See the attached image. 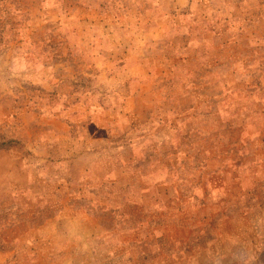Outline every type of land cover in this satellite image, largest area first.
<instances>
[{
    "label": "rangeland",
    "instance_id": "obj_1",
    "mask_svg": "<svg viewBox=\"0 0 264 264\" xmlns=\"http://www.w3.org/2000/svg\"><path fill=\"white\" fill-rule=\"evenodd\" d=\"M136 64L169 75L158 95L187 116L163 145L140 94V190L85 173L93 135H127L94 127L129 93L106 77ZM218 96L216 139L198 111ZM254 96L264 0H0V264H264V149L233 156L223 122Z\"/></svg>",
    "mask_w": 264,
    "mask_h": 264
},
{
    "label": "crops",
    "instance_id": "obj_2",
    "mask_svg": "<svg viewBox=\"0 0 264 264\" xmlns=\"http://www.w3.org/2000/svg\"><path fill=\"white\" fill-rule=\"evenodd\" d=\"M231 17L232 15L228 17L229 21L231 20ZM253 30L257 31L258 28H255ZM98 65L96 67H98ZM229 68L234 69V67L232 66H230ZM142 71H144V69L140 67L139 64H136L133 65L132 69H121L114 75L107 76L105 74L107 76L106 78H113L117 81V87L130 86L129 93L122 94L120 96L119 100L121 102V108H103L101 104H98L97 106L99 107V109H97L96 114H99L101 121L100 125L94 128L95 130L106 133L108 135H115V133H117L116 135H118L119 130H123L122 133L130 135V137L127 135L125 138L123 136H120L112 141V139L109 137L106 138L97 134L93 135L91 143L89 144V151L87 153V155H89L92 160V165L91 168H88L85 171L86 174H90L88 171L91 172L92 170L94 174L103 175V177L106 179L108 177L110 181L119 183L121 182L122 186H127L128 188L135 187L139 190L141 187L140 184L143 183L141 178H143L144 180V177L142 175H144L143 172L145 171L144 169H141V162H144L145 160L142 159V157L139 155V144L137 142L139 136H137V134H139L140 132V121H138L140 120V111H137L135 107L136 105L138 107L140 102L145 101L146 99L145 97H141L140 94H145L147 91L150 92L147 99L149 100L151 105L148 106L146 112L148 115L143 117L148 118L147 122L151 123L150 126L145 128L147 135H151L153 133L157 135V132H159L160 136H162L161 142H163V145L168 141V137L166 135H171V133L173 132L169 127L171 122L172 125H175L173 126L175 127L174 129L179 128V130L177 131L180 132V130L186 128L182 125V120L187 117H184L181 113L182 111H180L179 109H176L175 107L172 108L171 104H165L167 102L165 100L167 99V95L163 96V101H161V95H158L157 88L164 85L166 81H170V79H168L169 75L167 74L166 78L160 79L155 71H151V73L148 72V77L145 78V76L142 77V75H144L141 73ZM135 87H137V89H135ZM140 88L143 89L140 90ZM109 93H114L116 97L119 96L117 91H111ZM208 98L209 97H207V99ZM219 98V96L215 97L214 99H211L210 97V100L216 103V107H213L211 111L203 112V108L198 111L202 115V117H199V120L201 121H204L206 119L204 114L211 117V134H215L216 139H218V136L220 134L221 124V109L219 108L220 104H218L220 101ZM255 100V96L247 99L246 97H243L238 103H236L234 100L233 103L228 106V109H226L227 118L226 121L223 120V122H226L228 124V132H231V134L239 135L240 139V141L238 142L229 141L228 143L229 150L231 151L233 156L237 149H245L249 146L253 147L255 150L257 148L264 149V140L259 139V141H255L254 139L256 138L253 139L252 137L255 129L259 130L258 132L260 135L264 134V102L259 99L257 101L259 110H252L250 108V105H252ZM130 102H133L134 104V106L132 104L131 110L124 107L126 103ZM238 107L240 108V110L237 113ZM236 113L238 114V116L235 115ZM187 114L188 112L186 113V115ZM102 118H104V121L102 120ZM222 118L225 119V117ZM256 124L259 125L258 128H255ZM200 125V127L203 126V129L204 126H207V124L205 123H200ZM200 127L198 131H202ZM198 134L201 135L200 132ZM212 143L214 144V142ZM113 147H116L117 149ZM157 155H159V153H157ZM150 156L152 155H149L148 157L150 158ZM178 158H180V154L178 155ZM149 162L151 163L152 161L149 160L148 163ZM178 162L179 161L172 162L169 160L167 164H172V166H174V164ZM245 179L243 177V180ZM81 180L82 179H75L74 182H81ZM83 180L86 182L85 177L83 178Z\"/></svg>",
    "mask_w": 264,
    "mask_h": 264
}]
</instances>
